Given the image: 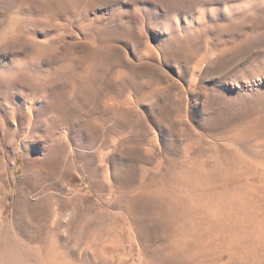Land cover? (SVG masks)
Masks as SVG:
<instances>
[{
	"label": "rangeland",
	"instance_id": "rangeland-1",
	"mask_svg": "<svg viewBox=\"0 0 264 264\" xmlns=\"http://www.w3.org/2000/svg\"><path fill=\"white\" fill-rule=\"evenodd\" d=\"M0 264H264V0H0Z\"/></svg>",
	"mask_w": 264,
	"mask_h": 264
}]
</instances>
